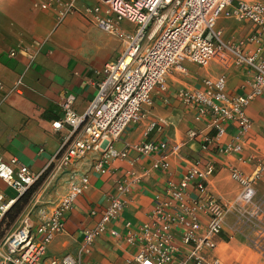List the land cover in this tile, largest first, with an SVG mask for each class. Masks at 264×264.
<instances>
[{"label": "built area", "instance_id": "2783aa9c", "mask_svg": "<svg viewBox=\"0 0 264 264\" xmlns=\"http://www.w3.org/2000/svg\"><path fill=\"white\" fill-rule=\"evenodd\" d=\"M53 1V0H51ZM47 8L48 4H42ZM75 0L59 12L58 23L76 11ZM82 15L94 24L125 43L122 54L107 63L97 91L84 113L74 109L76 96H64L63 115L52 122L55 130L67 128L60 149L40 172L33 171L17 157L0 158V178L17 192L6 199L0 193V264H82L78 255L66 254L50 259L46 253L49 244L65 229L64 216L73 202L90 184L89 173H106L115 159H124L128 150H118L114 143L124 131L144 117L145 107L153 104V94H166L168 75L176 69L184 70L186 60L207 66L215 58L243 65L253 72L249 92L229 96L227 77L204 78L203 90L180 89L182 101L196 109L195 120L206 119L207 129L189 131V136L201 140L203 150L215 149L223 153H239L253 126L247 114L249 104L264 95V58L260 50L249 53L241 47L222 40L216 23L220 17L247 20L257 27L251 38L260 42L264 36V1L250 0H95L85 6ZM135 26L132 32L123 30L122 23ZM31 58L27 47L20 48ZM15 48L9 55H17ZM22 79L9 89L0 81V106L10 93L18 91ZM237 126V134L230 142L222 143L226 125ZM167 149V143L161 145ZM141 154L159 149L153 142L133 146ZM89 154L94 155L89 171H80L77 164ZM167 161H159L154 168L166 170ZM264 171V159L259 160L255 171L246 175L232 169L231 176L239 185L235 197L225 202L208 189V181L215 174L211 163L194 161L178 183L171 182L168 198H160L150 222L134 228L125 223L126 239L138 246V252L124 264H221L214 255L216 239L225 230L227 217L235 216L234 229L246 235L252 247L264 254V202L257 198L255 182ZM62 174L67 175L68 191L54 204L50 214L41 211L36 224L31 213L39 206L47 190L55 186ZM45 184L32 195L16 221L10 226L6 215L20 197L31 190L43 177ZM118 194L110 195L108 204L96 227L87 230L83 252L89 254L96 237L109 230L118 220L129 192L126 184L118 186ZM178 232V234H177Z\"/></svg>", "mask_w": 264, "mask_h": 264}, {"label": "crops", "instance_id": "0c3cea01", "mask_svg": "<svg viewBox=\"0 0 264 264\" xmlns=\"http://www.w3.org/2000/svg\"><path fill=\"white\" fill-rule=\"evenodd\" d=\"M71 1L0 0V81L9 89L22 79L18 91L10 93L0 106V158L17 157L35 172L48 165L68 132L67 128L52 127V122L63 115L64 96L74 94L75 111L84 113L96 94L105 65L116 60L125 49L120 38L88 22L82 15L84 7L94 4L95 0H75L77 10L58 23L60 10ZM42 4L48 7L42 8ZM122 28L132 32L135 26L125 21ZM216 28L223 41L249 53L260 50L264 58V36L260 42L251 39L257 35V27L252 22L220 17ZM23 47L34 58L21 51ZM13 48L18 51L14 57L9 55ZM183 67L184 70L176 69L168 75V92L154 93L153 104L145 107L142 120L130 125L114 143L116 149L128 150V156L113 160L106 173H89L90 184L66 212L65 229L49 244L46 263L52 258L73 254L80 256L82 264H124L139 249L126 239L125 223L138 228L150 222L159 199L168 198L169 184L178 183L194 161L214 165L215 174L208 181V189L229 202L240 188L231 176L232 169L251 175L259 160L264 159V95L256 97L247 107L253 126L239 153L203 150L199 137H190L189 131L193 128L205 131L207 121L195 120L196 109L178 96L180 89L203 90L204 78L222 74L227 77L229 96L245 94L251 89L252 70L220 58L204 67L186 60ZM2 93L0 90V96ZM237 131L236 125L227 124L221 142H230ZM143 142H153L159 149L148 154L134 150V145ZM164 143L167 149L161 147ZM93 160L94 155L89 154L78 162L77 169L89 171ZM164 160L169 163L166 170L154 168L156 162ZM66 177L62 174L39 200V206L31 213L34 223L39 222L41 211L50 214L56 201L68 191ZM120 184H126L129 189L124 196L126 204L120 218L109 225L120 235L113 236L107 230L96 237L91 252L84 253L87 230L97 226L109 196L118 194ZM255 188L257 198L264 202V171ZM0 193L6 199L17 194L1 178ZM234 221L235 216L230 214L225 230L216 239L214 255L221 264H264V254L255 250L242 232L235 231Z\"/></svg>", "mask_w": 264, "mask_h": 264}, {"label": "trees", "instance_id": "16d2710c", "mask_svg": "<svg viewBox=\"0 0 264 264\" xmlns=\"http://www.w3.org/2000/svg\"><path fill=\"white\" fill-rule=\"evenodd\" d=\"M43 178V177H42ZM38 187V184H36L31 190H29L25 195L20 197L18 201L10 208L6 215V223L8 226L13 224L16 219L19 217V215L22 213L24 208L27 206L29 203L32 195L36 191Z\"/></svg>", "mask_w": 264, "mask_h": 264}, {"label": "rangeland", "instance_id": "374dc122", "mask_svg": "<svg viewBox=\"0 0 264 264\" xmlns=\"http://www.w3.org/2000/svg\"><path fill=\"white\" fill-rule=\"evenodd\" d=\"M45 181H46V176H45V178H41V179L39 180V182L37 183V184H38V187H37V189H36L35 192H38V191L40 190V188H42V187L44 186ZM35 192H34V194H35ZM244 236L246 237L245 234H244ZM246 238H247V237H246ZM248 241H249V240H248Z\"/></svg>", "mask_w": 264, "mask_h": 264}]
</instances>
